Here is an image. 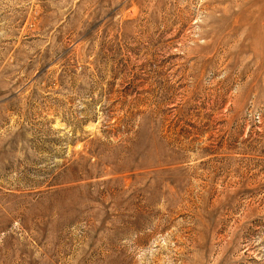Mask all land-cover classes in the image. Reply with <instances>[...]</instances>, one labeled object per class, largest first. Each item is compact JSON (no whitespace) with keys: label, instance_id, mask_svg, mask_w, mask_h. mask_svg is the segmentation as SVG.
I'll return each instance as SVG.
<instances>
[{"label":"rangeland","instance_id":"1","mask_svg":"<svg viewBox=\"0 0 264 264\" xmlns=\"http://www.w3.org/2000/svg\"><path fill=\"white\" fill-rule=\"evenodd\" d=\"M0 264H264V0H0Z\"/></svg>","mask_w":264,"mask_h":264}]
</instances>
